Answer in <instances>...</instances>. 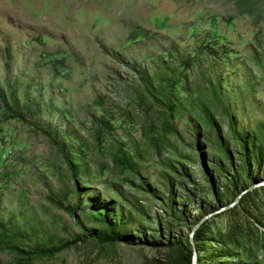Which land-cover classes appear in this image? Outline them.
<instances>
[{"label":"rangeland","instance_id":"1","mask_svg":"<svg viewBox=\"0 0 264 264\" xmlns=\"http://www.w3.org/2000/svg\"><path fill=\"white\" fill-rule=\"evenodd\" d=\"M193 249L264 264V0H0V264Z\"/></svg>","mask_w":264,"mask_h":264},{"label":"trees","instance_id":"2","mask_svg":"<svg viewBox=\"0 0 264 264\" xmlns=\"http://www.w3.org/2000/svg\"><path fill=\"white\" fill-rule=\"evenodd\" d=\"M44 131H45V133H47L50 137H52L51 134H50V132H49L48 130H44ZM52 140H53V142L56 144L58 150H59L60 152L63 153V149H62V147H61V146L55 141L54 138H52ZM97 219L100 220V221H102V222H104V223L108 226V229H109V230H108V234H107V235H103V234H93V236L100 237V238L107 239V240H117V239H119V238L117 237V235L114 233V231H113V229H112L110 223H109V222H108L103 216H101V215H97ZM79 239H80V238H78V237L72 238V239H70L69 241H65V242H63V244H62L61 246H64V245H67V244H70V243H74V242H76V241L79 240ZM189 241H190V239H189ZM173 245H175V246H177V247H179V248H182V249H186V250H188V249L190 248L189 245H185L182 241H177V242H175ZM55 249H56V248H55ZM55 249H53V248H48V249H46V250H44V251H45V252H52V251L55 250ZM196 264H200V263L197 262Z\"/></svg>","mask_w":264,"mask_h":264},{"label":"water","instance_id":"3","mask_svg":"<svg viewBox=\"0 0 264 264\" xmlns=\"http://www.w3.org/2000/svg\"><path fill=\"white\" fill-rule=\"evenodd\" d=\"M227 206H229V205H227ZM227 206H226V207H227ZM197 223H198V222H197ZM197 223L193 226V229L196 227ZM192 264H196V260H195V251H194V249H193V256H192Z\"/></svg>","mask_w":264,"mask_h":264}]
</instances>
